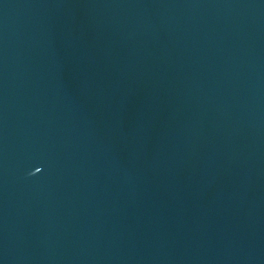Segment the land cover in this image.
I'll return each mask as SVG.
<instances>
[{"label":"water","instance_id":"95a60500","mask_svg":"<svg viewBox=\"0 0 264 264\" xmlns=\"http://www.w3.org/2000/svg\"><path fill=\"white\" fill-rule=\"evenodd\" d=\"M0 264H264V0H0Z\"/></svg>","mask_w":264,"mask_h":264},{"label":"snow or ice","instance_id":"6c2138e0","mask_svg":"<svg viewBox=\"0 0 264 264\" xmlns=\"http://www.w3.org/2000/svg\"><path fill=\"white\" fill-rule=\"evenodd\" d=\"M36 170H37V171H40L41 169L37 168Z\"/></svg>","mask_w":264,"mask_h":264}]
</instances>
